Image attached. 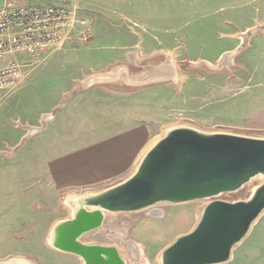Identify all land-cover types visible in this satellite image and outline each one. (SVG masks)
Segmentation results:
<instances>
[{
  "label": "rangeland",
  "instance_id": "obj_1",
  "mask_svg": "<svg viewBox=\"0 0 264 264\" xmlns=\"http://www.w3.org/2000/svg\"><path fill=\"white\" fill-rule=\"evenodd\" d=\"M72 1L89 23L87 42L72 35L32 58L19 55L32 65L23 68L19 86L0 92V260L22 256L31 264H82L47 244L51 226L70 216L67 194L55 190L50 174L60 156L108 143L135 128L147 127L151 139L169 124L264 137V0H212L207 8L170 10L98 9L88 0ZM253 28L258 30L243 48L220 65L221 57ZM119 67L132 78L148 67L173 75L137 84L122 73L115 81L74 93L41 131L14 150L77 84ZM133 166L81 192L117 182ZM253 184L218 199L247 198ZM77 190L71 194L81 193ZM208 201L106 213L103 225L81 240L123 249V241L131 242L135 256L128 255L127 264H160L162 249L194 227ZM228 259L220 264H264V212Z\"/></svg>",
  "mask_w": 264,
  "mask_h": 264
},
{
  "label": "water",
  "instance_id": "obj_2",
  "mask_svg": "<svg viewBox=\"0 0 264 264\" xmlns=\"http://www.w3.org/2000/svg\"><path fill=\"white\" fill-rule=\"evenodd\" d=\"M5 0H0V11ZM258 28L243 34L244 41L225 53L220 65L228 63L245 45V39ZM126 81L144 83L166 79L172 70L148 67L143 75L131 77L126 68L97 74L77 84L52 113L42 117V126L31 127L14 149L31 134L41 131L46 120L66 101L94 84L115 81L120 74ZM123 179L101 189L75 194L73 212L51 226L47 244L75 255L82 264H126L114 245L86 243L82 235L101 227L106 213L140 211L153 205L181 204L209 200L194 227L179 234L160 253V264H220L228 261L233 248L247 235L264 212V137L226 131H206L181 124L166 125L158 139L143 153ZM244 199H218L253 182Z\"/></svg>",
  "mask_w": 264,
  "mask_h": 264
},
{
  "label": "built area",
  "instance_id": "obj_3",
  "mask_svg": "<svg viewBox=\"0 0 264 264\" xmlns=\"http://www.w3.org/2000/svg\"><path fill=\"white\" fill-rule=\"evenodd\" d=\"M72 0H5L0 11V91L19 86L34 57L74 35L83 44L90 35L87 20ZM19 55H22L19 58Z\"/></svg>",
  "mask_w": 264,
  "mask_h": 264
},
{
  "label": "crops",
  "instance_id": "obj_4",
  "mask_svg": "<svg viewBox=\"0 0 264 264\" xmlns=\"http://www.w3.org/2000/svg\"><path fill=\"white\" fill-rule=\"evenodd\" d=\"M80 1V0H79ZM98 9H192L212 6V0H88ZM97 16L100 14L95 13ZM158 11L147 15L156 16ZM1 92V91H0ZM147 127L135 128L119 138L106 143L75 150L72 154L60 156L51 164V177L55 190L62 193L80 192L93 185L105 184L124 175L134 165L136 156L150 140ZM156 136V135H155ZM154 137V136H153ZM83 189V190H81ZM119 246V245H118ZM120 247V246H119ZM121 250L123 249L120 247ZM127 256L126 251L122 250ZM78 262V261H77Z\"/></svg>",
  "mask_w": 264,
  "mask_h": 264
},
{
  "label": "bare ground",
  "instance_id": "obj_5",
  "mask_svg": "<svg viewBox=\"0 0 264 264\" xmlns=\"http://www.w3.org/2000/svg\"><path fill=\"white\" fill-rule=\"evenodd\" d=\"M160 135L157 134L156 136L152 137L149 142H147V144H145V146L141 149V152L139 153L138 156H136V159L134 161V166L137 165V162L139 161V159L141 158L140 156L143 155V153L153 144V142H155L158 137ZM71 193H74V192H70L66 195V199L67 200V207L69 209V213L71 214L73 212V204H75V198H76V195L75 194H71ZM255 223V222H254ZM50 231L48 233V236H47V241L49 239V235H50ZM109 245H113V244H109ZM118 250L120 251L123 259L126 261V264L128 263L129 259H128V255H130L131 257H134L135 256V252L133 250H131L132 248H134L135 246L132 245L131 242H127V241H123V246H124V249L127 253V256L124 255L123 251L121 250V248L114 244ZM113 245V246H114ZM135 249V248H134ZM139 263V262H137ZM0 264H31L30 260L26 259L25 257H22V256H15V257H8V258H5L3 260H0Z\"/></svg>",
  "mask_w": 264,
  "mask_h": 264
}]
</instances>
